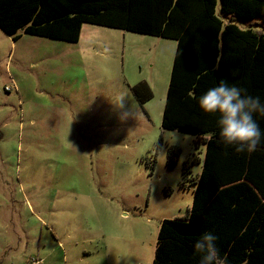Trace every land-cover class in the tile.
<instances>
[{
  "label": "rangeland",
  "instance_id": "1",
  "mask_svg": "<svg viewBox=\"0 0 264 264\" xmlns=\"http://www.w3.org/2000/svg\"><path fill=\"white\" fill-rule=\"evenodd\" d=\"M238 23L264 31L263 19ZM176 49L92 24L77 43L0 30V264L154 263L206 152L162 128ZM140 82L154 93L145 106Z\"/></svg>",
  "mask_w": 264,
  "mask_h": 264
},
{
  "label": "trees",
  "instance_id": "2",
  "mask_svg": "<svg viewBox=\"0 0 264 264\" xmlns=\"http://www.w3.org/2000/svg\"><path fill=\"white\" fill-rule=\"evenodd\" d=\"M256 19L264 20V0H0V30L14 42L77 43L85 24L177 42L162 128L201 138L206 152L191 178L192 208L161 223L153 264H199L193 244L205 231L218 237L227 264H264V142L236 153L220 142L218 116L198 103L221 79L264 102V31L238 25ZM132 92L141 106L154 98L147 82ZM255 118L264 133V116ZM179 153L170 150L171 167Z\"/></svg>",
  "mask_w": 264,
  "mask_h": 264
},
{
  "label": "clouds",
  "instance_id": "3",
  "mask_svg": "<svg viewBox=\"0 0 264 264\" xmlns=\"http://www.w3.org/2000/svg\"><path fill=\"white\" fill-rule=\"evenodd\" d=\"M198 103L205 114L218 116L220 142L233 147L236 153L252 154L264 142V133L255 118L256 114L264 116V102L259 96L249 95L246 89L230 86L226 79H221L199 97ZM217 240L211 231L195 240L193 249L200 256L199 264H227Z\"/></svg>",
  "mask_w": 264,
  "mask_h": 264
},
{
  "label": "crops",
  "instance_id": "4",
  "mask_svg": "<svg viewBox=\"0 0 264 264\" xmlns=\"http://www.w3.org/2000/svg\"><path fill=\"white\" fill-rule=\"evenodd\" d=\"M239 25V24H238ZM240 26V25H239ZM240 28H242L241 26H240ZM83 29V28H82ZM243 29V28H242ZM174 59H175V57H174ZM171 79V78H170ZM150 86V85H149ZM151 87V86H150ZM152 89V88H151ZM153 91V90H152ZM146 105V104H145ZM144 105V106H145ZM204 145V144H203ZM205 146V145H204ZM205 149H206V147H205ZM203 169V168H202ZM190 172V171H189ZM198 177V176H197Z\"/></svg>",
  "mask_w": 264,
  "mask_h": 264
}]
</instances>
